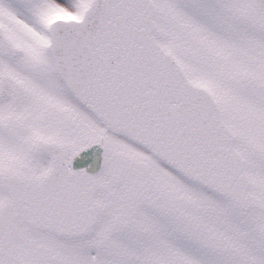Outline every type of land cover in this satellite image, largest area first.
<instances>
[{
    "label": "snow or ice",
    "instance_id": "1",
    "mask_svg": "<svg viewBox=\"0 0 264 264\" xmlns=\"http://www.w3.org/2000/svg\"><path fill=\"white\" fill-rule=\"evenodd\" d=\"M0 264H264V0H0Z\"/></svg>",
    "mask_w": 264,
    "mask_h": 264
}]
</instances>
